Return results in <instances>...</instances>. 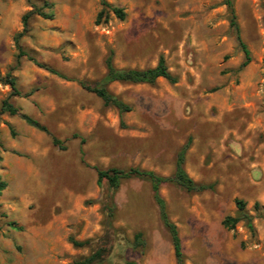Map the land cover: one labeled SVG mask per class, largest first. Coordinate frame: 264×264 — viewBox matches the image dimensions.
Listing matches in <instances>:
<instances>
[{
  "label": "rangeland",
  "instance_id": "1",
  "mask_svg": "<svg viewBox=\"0 0 264 264\" xmlns=\"http://www.w3.org/2000/svg\"><path fill=\"white\" fill-rule=\"evenodd\" d=\"M107 1L125 18L109 11L96 23L99 0H0V75H14L19 91L10 96L18 113H0V178L7 182L0 193V264H73L104 243L110 253L98 264H176L150 182L126 178L111 193L97 183L94 166L169 176L189 136L185 170L211 188L188 192L174 182L160 188L185 264H264V0L233 3L251 55L245 66L223 0ZM32 4L53 17L33 14L17 40ZM110 52L119 68L154 66L163 55L177 81L109 83L132 106L120 116L79 84L102 80ZM10 91L0 83V104ZM236 199L245 202L254 231L244 220L222 224L239 214ZM106 204L114 212L110 237ZM136 232L144 246L130 244Z\"/></svg>",
  "mask_w": 264,
  "mask_h": 264
},
{
  "label": "trees",
  "instance_id": "2",
  "mask_svg": "<svg viewBox=\"0 0 264 264\" xmlns=\"http://www.w3.org/2000/svg\"><path fill=\"white\" fill-rule=\"evenodd\" d=\"M101 4L100 10L97 12L95 22L100 23L101 21H106L108 18L109 11H112L115 16L120 19L125 18V12L121 7L111 5L108 3L107 0H99ZM223 3L227 6L229 11V25L233 30L235 38L237 40L238 45L242 49L244 53V60L241 63V66H245L251 60L250 51L242 40L240 34V28L236 19V15L234 12V0H223ZM44 6L51 8V3L45 1ZM37 14L44 18H52V12H46L43 7L36 6L35 4L31 5V9L25 12L22 16V30L17 34L16 39L25 35L28 30V19L33 15ZM17 48L20 50L18 56L24 54V52L20 49V46L17 41ZM36 64L52 73L60 74L56 69L53 67L35 61ZM104 64L106 67V72L101 81L96 84H92L86 81H79V84L82 88L87 91L95 93L101 100L105 106H112L116 108L122 116L123 113L129 112L132 109V106L125 102L120 96L112 93L107 85L113 81H118L121 83H147L154 85L157 78L163 77L169 83H175L177 81V76L173 74L166 64L165 58L163 55L158 57L157 63L154 66L138 68V67H117L112 59V52L105 58ZM0 83L8 84L11 88L10 93L6 96L0 104V113L7 112L9 115H15L18 113L17 107L10 101V96L19 94V91L16 86V77L12 75L10 72H7L4 76L0 75ZM21 117L31 126L36 127L43 131H48L45 125H42L39 121L32 118L26 114H20ZM121 126L124 125L122 118L120 119ZM53 143L58 145L59 147L63 148L61 145V141L56 137H52ZM192 138L189 136L186 142L180 147L176 154L175 158V166L173 174L169 176L161 175L153 170L143 169L141 167H129V168H120L116 166L102 168L99 166H94V169L97 174V183L99 185L106 184L107 188L110 190L111 193L115 192L123 179L131 178V177H139L147 179L150 182L151 191L153 199L158 207L160 218L166 227L169 235L171 237V242L173 245L174 256L176 260V264H185L184 262V255L182 249V241L181 237L178 232L177 225L170 219L169 213L167 210L166 200L162 196L160 192V188L162 184L166 182H174L180 187L184 188L188 192H200L206 189L211 188L212 185L206 184L203 182L195 181L185 170L184 161L186 152L191 144ZM7 182L0 178V193L6 187ZM236 206L238 208V215H227L222 220V224L225 227L232 228L238 221L244 220L246 226L249 230L254 231V226L252 223V216L245 210V202L241 199H236ZM105 213H106V227H107V234L106 237H110L113 233L110 231L112 229V220L114 216L113 207L110 205H105ZM8 224L15 228V229H22L21 225H18L16 221H9ZM113 231V230H112ZM105 238V242H106ZM109 239V238H108ZM72 243L75 246H84L88 243V240L77 241L71 239ZM133 247H140L144 246L145 241L143 239L141 232H136L133 235V240L130 242ZM110 253V247H107L104 243L103 245L97 247L91 253L86 256H83L79 259H76L73 264H98L102 262L107 255ZM107 264H115L111 259L107 261ZM123 264H136L135 260L126 259L123 261Z\"/></svg>",
  "mask_w": 264,
  "mask_h": 264
}]
</instances>
